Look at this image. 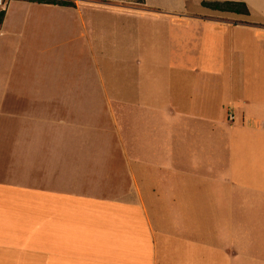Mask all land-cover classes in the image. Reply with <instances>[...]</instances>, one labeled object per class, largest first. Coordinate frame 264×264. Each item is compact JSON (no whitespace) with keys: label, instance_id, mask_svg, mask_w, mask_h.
<instances>
[{"label":"crops","instance_id":"1","mask_svg":"<svg viewBox=\"0 0 264 264\" xmlns=\"http://www.w3.org/2000/svg\"><path fill=\"white\" fill-rule=\"evenodd\" d=\"M52 7L0 25V264H264V0Z\"/></svg>","mask_w":264,"mask_h":264},{"label":"rangeland","instance_id":"2","mask_svg":"<svg viewBox=\"0 0 264 264\" xmlns=\"http://www.w3.org/2000/svg\"><path fill=\"white\" fill-rule=\"evenodd\" d=\"M100 0H77V8L89 10L96 8H105V9H113L121 12H129L133 8L138 7L140 3L139 0H107V4L99 3ZM16 0H1L0 10H4L5 13L8 11V17L10 19V23L13 24L14 21L18 19L26 18H36V19H52V20H60L61 13L55 10V7L49 5H35L34 7L24 6L23 4H19ZM24 3V2H22ZM42 6V7H40ZM103 20L108 22L109 16L104 15ZM10 25V24H9Z\"/></svg>","mask_w":264,"mask_h":264},{"label":"trees","instance_id":"3","mask_svg":"<svg viewBox=\"0 0 264 264\" xmlns=\"http://www.w3.org/2000/svg\"><path fill=\"white\" fill-rule=\"evenodd\" d=\"M16 1H24L29 3H35V4H46V5H52V6H60V7H69V8H76L77 0H16ZM107 0H100L99 3L107 4ZM138 3H142V0H139ZM204 6L220 10V11H228V12H235L246 15L248 13L246 7L242 3H223V4H207L203 3ZM5 16V11L0 10V25L3 22Z\"/></svg>","mask_w":264,"mask_h":264},{"label":"built area","instance_id":"4","mask_svg":"<svg viewBox=\"0 0 264 264\" xmlns=\"http://www.w3.org/2000/svg\"><path fill=\"white\" fill-rule=\"evenodd\" d=\"M0 5H1V0H0ZM228 118H229L230 121L233 119L231 114L228 115Z\"/></svg>","mask_w":264,"mask_h":264}]
</instances>
